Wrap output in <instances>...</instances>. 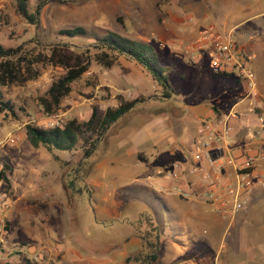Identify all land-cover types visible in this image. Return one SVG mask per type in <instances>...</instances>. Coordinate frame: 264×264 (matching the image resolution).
<instances>
[{"label": "rangeland", "instance_id": "374dc122", "mask_svg": "<svg viewBox=\"0 0 264 264\" xmlns=\"http://www.w3.org/2000/svg\"><path fill=\"white\" fill-rule=\"evenodd\" d=\"M185 1L69 0L61 3L52 0L42 8L39 22L32 24L17 13L16 0H0V43L22 47L28 55L47 57L52 43L67 41L58 37L57 32L74 26L103 27L133 39L155 40L153 44L159 51L161 64L177 91L175 102L180 106L194 101L211 102L228 108L227 99L232 89L241 97L248 96L252 90L241 75L218 72L211 67L209 53L213 51L215 37H228L242 51L247 44V51H261L264 55V34L239 39L226 31L223 23L227 16L235 21L234 8L222 2L212 7L211 1L203 0L207 4L201 14L191 15L177 28V35L185 36L192 31L189 23L197 26L193 39L174 38L168 30L170 11L167 8ZM38 2L31 0V11ZM210 34L214 37L206 40L205 36ZM70 42L74 44L63 50L87 61L89 53L82 44ZM34 69L38 72L36 77L0 87L16 109V114L0 112V160L8 161L13 168L11 184L6 186L0 181V264H26L27 258L34 264H138L136 257L151 252L146 241H160L159 222L165 234L170 228L176 229L173 225L167 226V216L154 199L146 197L144 201L142 193H138L139 199L132 198L131 189L126 193L115 190L123 186L119 182L139 179L142 184V168L136 165L133 157H124L122 167L126 168H120V176L126 175V179L108 180L101 187V191L114 192L110 197L117 201L99 203L93 195L96 184L92 178L101 179L102 176L98 165L109 155L120 156L123 152L109 153L121 148L115 136L120 135L123 123L113 126L88 158L83 157L82 150L52 154L43 145H34L27 135V125L47 128L56 126V121L61 126L73 118L87 121L94 110L103 115L109 106L116 105L119 94L126 99L142 96L144 101L161 94L162 87L146 76L134 61L120 59L117 65L108 68L91 59L83 76L71 84L69 94L50 113L43 108L40 99L48 97L49 88L65 68L44 58L34 64ZM182 91L184 97H180ZM143 106L146 107L144 111L152 112L155 102L146 101ZM188 119L183 118L186 132L190 127ZM153 189L157 191L156 187ZM142 202L155 209L151 210L152 216L142 217ZM216 234L218 238L220 234ZM217 238L214 245L179 247L180 254L174 253L171 242L165 239L160 252L158 244V259L151 264L180 262L184 256H190V260L213 258L220 244ZM128 257L133 258L127 260ZM256 261L263 262L259 255Z\"/></svg>", "mask_w": 264, "mask_h": 264}, {"label": "crops", "instance_id": "0c3cea01", "mask_svg": "<svg viewBox=\"0 0 264 264\" xmlns=\"http://www.w3.org/2000/svg\"><path fill=\"white\" fill-rule=\"evenodd\" d=\"M207 1H211L212 7L217 2H222L224 6L230 5L234 8L235 21L230 20L231 18L226 15L223 23L225 30L236 34L239 39L245 40L248 37L254 38L264 34V0ZM206 4L203 0H186L183 3L178 2L169 6L167 10L170 11V18L167 19L170 22L167 25L171 36L187 39L194 37L197 33V26L194 27L189 23L192 31L185 36L177 35V28L191 15L201 14V10L206 7ZM189 5L192 6L191 9L186 7ZM183 9H185L184 15L181 14ZM148 42L153 44L155 40ZM153 45L155 46V44ZM246 48H248L247 44L244 45L243 52L250 56V66L256 73L255 87L252 89L254 95L248 93V96L244 97L245 94H243L241 97L236 93V90L232 89L231 97L227 99L229 101L228 108H225L211 102L200 101L180 106L174 101L175 95L167 98L163 97L161 92L157 96H150L144 101L137 102L130 112L120 117L106 132V134L109 133L113 126L123 123L120 135L115 136L119 138L121 148L109 153L116 154L121 150L123 152L120 156L109 155L107 160L98 165L101 168V179L92 178V182L96 184V192L92 193L96 195L99 203L109 200L117 201L111 200L110 196L114 192L110 194L109 191H101V187L108 180L113 182L126 179V175L120 176V168H126L122 167L124 157H133V160L137 162L136 165L140 169L142 168V184L139 179L133 180V182H119L123 186H117L115 190L120 193L125 190L126 193L128 189H131L133 190L132 198L137 197L138 193H142L144 201L146 197L154 199L157 207L167 216L165 222L167 226L175 227L176 230L173 231L170 228L166 230L168 234H165L161 229L160 222L157 224L160 236L159 252L165 239L171 242L172 251L180 254L182 251L179 247L188 249L196 245L200 247L214 245L217 238L216 233L220 234L217 238L220 244L213 258L205 256L190 260V256H184L180 262H176V260L170 264H260L256 261L258 255L263 261L261 264H264V187L253 189L246 208L232 216H226L215 210L209 203L207 195L208 190L218 184L235 183L237 167L247 158L252 159L253 171L256 174L264 175V127L259 120V116L264 112V58L262 57L264 55L261 51H247ZM157 52L159 55L158 50ZM135 63L141 66L142 72L146 76H150L142 65ZM172 66L170 65L171 69ZM243 79L245 78L243 77ZM173 89L175 90L174 87ZM180 94V97L185 95L183 91ZM252 100L257 102L256 112H248L247 115L240 118L231 116L230 111L235 105H238L242 110H247ZM146 101L155 102L152 112L144 111L146 107L144 108L143 103ZM230 102L232 103L230 104ZM141 108V111H137ZM185 117H189L188 132L184 131L183 118ZM204 122H209L213 130H217L216 138L206 149V152L210 154L211 161L204 154L199 161L195 159L197 151L194 144L207 138L208 131L202 135L199 133ZM228 126L232 127L230 131ZM57 152L60 151L50 153ZM230 157L235 158V164L227 162ZM175 159L184 162L183 179L184 182L189 183L193 191V195L189 198H183L168 191L173 185L169 167ZM111 161H114V164H111ZM220 166L222 167L221 171L218 169ZM161 168L166 169L164 175L158 173ZM153 187H156L157 191ZM139 198L137 197V199ZM142 204V217L144 215L152 216L151 210L154 212L155 209L149 207L148 203L145 205L142 202Z\"/></svg>", "mask_w": 264, "mask_h": 264}, {"label": "trees", "instance_id": "16d2710c", "mask_svg": "<svg viewBox=\"0 0 264 264\" xmlns=\"http://www.w3.org/2000/svg\"><path fill=\"white\" fill-rule=\"evenodd\" d=\"M52 0H39L35 10L31 11V0H16V11L29 23L37 24L42 8ZM65 3L69 0H58ZM58 37H64L65 42L52 43L50 54L28 55V51H22V47H7L0 43V87L11 83H24L38 75L34 69L36 62L47 58L49 63L61 65L65 72L54 81L48 90L47 96L40 99L43 108L52 113L54 106H58L62 99L71 91V84L79 80L88 69L91 59H95L104 67L112 68L121 58L135 61L142 65L147 73L162 87V96L170 98L176 91L171 85V80L162 66L155 46L148 41L133 39L116 31L103 28L74 26L61 29ZM82 44L81 47L89 53L87 61L80 56L69 55L64 48L73 45L70 41ZM80 47V46H79ZM63 50V51H62ZM94 50L93 53H91ZM118 103L109 106L103 115L93 111L87 121H79L76 118L69 119L61 126L43 128L37 125H27V135L34 145H44L50 152L82 150L83 157H90L96 150L98 143L109 128L120 117L130 112L137 102L143 97L126 99L122 94L117 95ZM6 111L16 114L15 104L7 99L0 91V112ZM0 181L6 186L11 184L13 168L6 160H0ZM159 240L146 241V246L151 252H146L142 257H136L138 264H151L158 258ZM133 258V257H132ZM128 257L127 260H131ZM26 264H34L27 258Z\"/></svg>", "mask_w": 264, "mask_h": 264}, {"label": "built area", "instance_id": "2783aa9c", "mask_svg": "<svg viewBox=\"0 0 264 264\" xmlns=\"http://www.w3.org/2000/svg\"><path fill=\"white\" fill-rule=\"evenodd\" d=\"M214 37L213 34L206 35L205 39L209 40V37ZM215 43L213 45V51H209L211 57V67L218 72H227L233 74H239L244 77L251 86V90L255 87L256 73L250 66V56H247L236 43L230 38L221 36L215 37ZM208 42V41H207ZM214 42V41H213ZM250 95H254L251 91ZM256 101L250 102L247 110H242L238 105H235L231 109V116L240 118L245 116L248 112H256L255 106ZM259 120L262 122L264 127V112L259 116ZM56 126H60V122H55ZM232 127L228 126L230 131ZM207 133V138L194 144L196 148L195 159L199 161L204 154L205 157H209V153L206 149L211 144L212 140L217 136V130H213L209 122H204L200 127L199 133ZM229 164H235V158L230 157L227 159ZM253 163L251 158L245 159L240 166L237 167V181L224 182L218 184L216 187L208 190L207 195L209 203L217 211H220L226 216H232L246 208L249 202V195L256 187H264V175L256 174L253 171ZM220 171L222 167L218 168ZM166 172L165 168L158 170V173L164 175ZM185 165L182 160H174L169 167V175L173 179V185L168 190L170 193H175L183 198H189L193 195V191L188 182H184Z\"/></svg>", "mask_w": 264, "mask_h": 264}]
</instances>
